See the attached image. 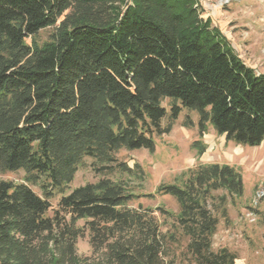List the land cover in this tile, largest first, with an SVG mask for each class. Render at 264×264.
Returning <instances> with one entry per match:
<instances>
[{
  "label": "trees",
  "instance_id": "1",
  "mask_svg": "<svg viewBox=\"0 0 264 264\" xmlns=\"http://www.w3.org/2000/svg\"><path fill=\"white\" fill-rule=\"evenodd\" d=\"M198 6L0 0V174L25 172L22 183L0 178V264H235L236 254L214 251L213 240L228 220V197L244 195L236 167L202 164L161 185L177 214L132 208L138 196L108 177L70 191L87 158L107 175L133 172L117 154L154 153L155 138L170 134L184 109L198 114L201 138L212 126L227 142L264 143V75ZM48 28L50 40L38 43ZM192 147L207 150L202 141ZM157 212L173 230H162ZM86 231L92 254L82 257Z\"/></svg>",
  "mask_w": 264,
  "mask_h": 264
},
{
  "label": "rangeland",
  "instance_id": "2",
  "mask_svg": "<svg viewBox=\"0 0 264 264\" xmlns=\"http://www.w3.org/2000/svg\"><path fill=\"white\" fill-rule=\"evenodd\" d=\"M226 0H197L198 7L204 19H210L226 39L227 44L237 53L246 65L256 73L264 75V0H240L225 3ZM54 28L42 30L36 37L40 44L50 40ZM30 40L28 41V43ZM163 106L170 112L171 101L166 99ZM191 121L188 124L187 122ZM198 114L184 109L175 122L170 134L156 137V151L122 150L117 154L118 163L128 165L133 172L121 173L118 169L105 174L98 171L92 159H85L84 164L76 174L70 191L96 183L103 177L123 183L132 193L138 196L130 206L157 210L177 214L179 205L172 196L159 193L161 185H171L178 182L181 175L202 164H228L238 168L243 176L244 195L240 199L228 197V220H221L218 232L213 240V250L227 248L236 254L235 264H264V143L259 147L238 145L227 142L225 136L219 135L210 126L214 139L209 130L203 138L198 130ZM169 123L164 119L163 126ZM208 137V138H207ZM224 138V139H222ZM206 139L208 141H206ZM202 141L207 150L199 155L192 145ZM0 178L7 182L22 183L25 172L0 174ZM32 190L42 196L39 187L31 186ZM226 195L219 191L216 196ZM61 196L51 200L52 208L48 216H54L59 210ZM162 230H173L172 219L156 213ZM84 227L85 222L78 224ZM78 254L82 257L91 256L89 232L78 241Z\"/></svg>",
  "mask_w": 264,
  "mask_h": 264
},
{
  "label": "crops",
  "instance_id": "3",
  "mask_svg": "<svg viewBox=\"0 0 264 264\" xmlns=\"http://www.w3.org/2000/svg\"><path fill=\"white\" fill-rule=\"evenodd\" d=\"M257 18L262 19V18H264V17L261 15V16H257V17H255V19H257ZM262 29H264V26L261 25L260 30H262ZM209 133H210L209 136H211V138L214 139L215 137H213V132L211 131V129H209ZM207 138H208V137H207ZM222 139H224V138H222ZM224 140H225V139H224ZM206 141H208V140L206 139Z\"/></svg>",
  "mask_w": 264,
  "mask_h": 264
},
{
  "label": "built area",
  "instance_id": "4",
  "mask_svg": "<svg viewBox=\"0 0 264 264\" xmlns=\"http://www.w3.org/2000/svg\"><path fill=\"white\" fill-rule=\"evenodd\" d=\"M237 1H240V0H226L225 3H230V2H237Z\"/></svg>",
  "mask_w": 264,
  "mask_h": 264
}]
</instances>
